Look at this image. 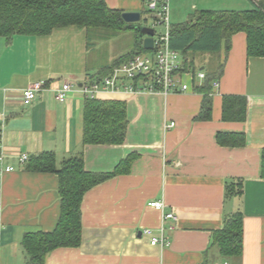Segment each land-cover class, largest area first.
<instances>
[{"label":"crops","instance_id":"obj_1","mask_svg":"<svg viewBox=\"0 0 264 264\" xmlns=\"http://www.w3.org/2000/svg\"><path fill=\"white\" fill-rule=\"evenodd\" d=\"M259 1L224 0L213 7L230 8L204 10L249 11ZM105 2L122 13L140 12L143 5L142 0ZM91 35L71 26L46 36L0 37V170L14 168L0 176V264H27L25 236L51 233L59 222L58 174L28 163L42 153L53 154L58 169L82 156L87 172L101 174L113 173L134 156L121 174L85 194L81 246L56 249L45 264H264V57L249 58L247 35L240 32L229 50L223 45L219 54L198 55V69L185 75L189 92H101L95 100L126 104L125 141L84 144L90 98L81 86L106 69L91 70ZM199 73L217 78L213 84L219 87L209 96L195 90L207 78ZM37 82L45 84V91L26 104L23 93ZM65 83L74 85L73 91L61 102L56 89ZM206 98L210 118L200 120ZM224 98L246 100L245 121L224 120ZM171 123L175 127L167 128ZM220 134L235 135L240 144H221ZM25 155L29 160L23 164ZM229 183L241 184L242 195L227 197ZM152 202L164 208L155 209ZM238 211L243 214L242 254L226 258L212 244L213 235ZM171 213L177 220L164 219ZM145 230L161 237L160 243L152 245Z\"/></svg>","mask_w":264,"mask_h":264},{"label":"trees","instance_id":"obj_2","mask_svg":"<svg viewBox=\"0 0 264 264\" xmlns=\"http://www.w3.org/2000/svg\"><path fill=\"white\" fill-rule=\"evenodd\" d=\"M75 26L93 31H120L127 29L122 11L111 9L105 0H0V37L46 36L55 29ZM247 35V52L250 57H264V0L255 3L249 11H196L181 24L171 29L170 46L183 58V71H196L198 55L219 54L223 45L230 49L235 34ZM138 34V32H137ZM138 53H130L117 60L98 75H109L124 61L146 51L142 39L136 44ZM219 68L218 71H220ZM214 73H218L217 70ZM196 92L209 96L215 76L208 74ZM211 100L205 99L200 120L210 118ZM224 120L245 121L247 102L243 98H224ZM128 128L127 108L124 102L88 99L85 104L84 144L120 145L125 141ZM229 135H219L221 144L239 145ZM1 139V130H0ZM134 160H127L108 174L87 172L83 157L67 159L60 169L51 153H42L28 163L34 170L53 172L59 176L61 216L51 233H34L25 236L23 245L28 255L27 264H45L46 257L59 248H78L82 243V202L93 187L121 174ZM261 175L264 178V150ZM227 197L242 195L241 184L229 183ZM212 244L226 258H239L243 248V214L238 211L225 219L222 230L213 235Z\"/></svg>","mask_w":264,"mask_h":264},{"label":"built area","instance_id":"obj_3","mask_svg":"<svg viewBox=\"0 0 264 264\" xmlns=\"http://www.w3.org/2000/svg\"><path fill=\"white\" fill-rule=\"evenodd\" d=\"M172 0H142L148 14L151 15L152 25L155 30L153 37L154 44L150 53L137 54L131 59L115 68L109 75L97 78L94 81L84 83L81 92L90 99H96L101 92L118 93L126 91L128 93L151 92V93H179L189 92L191 85L186 81V72L183 71L181 54L170 46L171 29L170 24V4ZM158 27L164 29L163 33L156 31ZM200 79H205L204 74L199 73ZM130 82V84H129ZM129 84V85H127ZM71 83L62 84L56 89V98L61 102L67 101L73 91ZM213 87L217 89L219 83L215 82ZM45 91V84L37 82L25 89L23 95L26 104L31 103L36 95ZM0 120L4 121V116L0 114ZM175 123L167 128L175 127ZM29 160L28 156L21 158V163L25 164ZM2 158L0 157V169ZM13 167H8L3 172L13 171ZM150 206L162 210V202H152ZM1 210V205H0ZM164 219L177 220L174 214H166ZM144 235L152 237V245L160 243L161 237H156L150 230H145ZM162 240V239H161Z\"/></svg>","mask_w":264,"mask_h":264},{"label":"rangeland","instance_id":"obj_4","mask_svg":"<svg viewBox=\"0 0 264 264\" xmlns=\"http://www.w3.org/2000/svg\"><path fill=\"white\" fill-rule=\"evenodd\" d=\"M224 0H172L170 4V24L171 26L186 22L190 16L195 12L193 6H197L198 10H204L208 7L218 8L216 10H223V5H214L212 3L222 2ZM142 21L140 25L151 26L152 18L148 14L144 4L141 7ZM156 31L163 33L164 29L158 27ZM139 39V34L136 30L125 29L120 31H93L90 37L89 63L93 73H97L119 58L122 54L138 53L136 44ZM128 52V53H127ZM143 53H150L144 51Z\"/></svg>","mask_w":264,"mask_h":264},{"label":"water","instance_id":"obj_5","mask_svg":"<svg viewBox=\"0 0 264 264\" xmlns=\"http://www.w3.org/2000/svg\"><path fill=\"white\" fill-rule=\"evenodd\" d=\"M123 21L128 25L130 29L136 30L139 33L140 39L143 40V46L146 50L153 48L155 30L153 28L140 25L142 21L141 12H125L122 13Z\"/></svg>","mask_w":264,"mask_h":264}]
</instances>
